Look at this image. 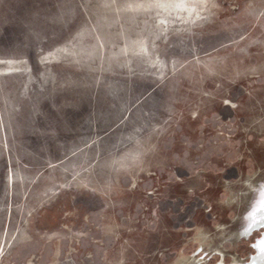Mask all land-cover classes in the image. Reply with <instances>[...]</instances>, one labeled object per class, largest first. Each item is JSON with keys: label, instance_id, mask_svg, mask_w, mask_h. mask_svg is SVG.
I'll return each mask as SVG.
<instances>
[{"label": "rangeland", "instance_id": "1", "mask_svg": "<svg viewBox=\"0 0 264 264\" xmlns=\"http://www.w3.org/2000/svg\"><path fill=\"white\" fill-rule=\"evenodd\" d=\"M0 124V264H242L264 0H0Z\"/></svg>", "mask_w": 264, "mask_h": 264}, {"label": "flooded vegetation", "instance_id": "2", "mask_svg": "<svg viewBox=\"0 0 264 264\" xmlns=\"http://www.w3.org/2000/svg\"><path fill=\"white\" fill-rule=\"evenodd\" d=\"M260 192L257 193V196L263 199L264 195H261ZM261 214L264 216V212ZM241 237H244L247 249L245 254L246 259L242 264H264V245L260 244V240L264 238V219L262 223L248 227Z\"/></svg>", "mask_w": 264, "mask_h": 264}, {"label": "bare ground", "instance_id": "3", "mask_svg": "<svg viewBox=\"0 0 264 264\" xmlns=\"http://www.w3.org/2000/svg\"><path fill=\"white\" fill-rule=\"evenodd\" d=\"M4 122V124H6L7 125V127H9L8 129H7V132H8V134H7V137L9 138V136L12 138V137H14V136H16L19 132H21L22 131V129H21V126H22V119L20 118V117H15V120H10V119H8L7 117H5L4 119H2V122L1 123H3ZM0 125H2V124H0ZM4 137H5V139H8L5 135H4ZM13 141L15 142L16 140L13 138ZM12 142V141H11ZM8 140H6V141H2V144L7 148V146H8ZM1 166V165H0ZM25 178V177H24ZM21 184H24V181H23V177H22V175H21ZM25 207V206H24ZM27 207V206H26ZM15 233V232H14ZM17 234V233H16ZM15 240V239H14Z\"/></svg>", "mask_w": 264, "mask_h": 264}, {"label": "snow or ice", "instance_id": "4", "mask_svg": "<svg viewBox=\"0 0 264 264\" xmlns=\"http://www.w3.org/2000/svg\"><path fill=\"white\" fill-rule=\"evenodd\" d=\"M260 244H261V245H264V238H262V239L260 240Z\"/></svg>", "mask_w": 264, "mask_h": 264}]
</instances>
